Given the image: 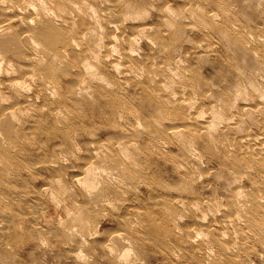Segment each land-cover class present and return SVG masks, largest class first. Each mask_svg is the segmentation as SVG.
<instances>
[{"label":"rangeland","instance_id":"1","mask_svg":"<svg viewBox=\"0 0 264 264\" xmlns=\"http://www.w3.org/2000/svg\"><path fill=\"white\" fill-rule=\"evenodd\" d=\"M56 1L0 0L39 42L0 74V264H264V0Z\"/></svg>","mask_w":264,"mask_h":264},{"label":"bare ground","instance_id":"2","mask_svg":"<svg viewBox=\"0 0 264 264\" xmlns=\"http://www.w3.org/2000/svg\"><path fill=\"white\" fill-rule=\"evenodd\" d=\"M6 1V0H5ZM39 1V0H38ZM49 1V0H48ZM52 1V0H51ZM56 1V0H55ZM63 1V0H62ZM202 1V0H201ZM2 2V1H1ZM1 2H0V4H1ZM25 2V1H24ZM27 2H28V0H27ZM43 2V1H42ZM46 2V1H45ZM57 2V1H56ZM65 2H67L68 3V0L67 1H65ZM65 2H64V4H63V6L65 5ZM70 2V1H69ZM85 2V1H84ZM26 3V2H25ZM33 3V2H32ZM40 3V2H39ZM53 3H55V2H53ZM36 4V3H35ZM52 4V3H51ZM76 4V3H75ZM162 4V3H161ZM24 5V4H23ZM28 5V4H27ZM43 5V4H42ZM49 5V4H48ZM56 5V4H55ZM70 5H72V2H70ZM91 5V4H90ZM163 5H165V4H163ZM46 6V5H45ZM67 7H68V4L66 5ZM28 7V6H27ZM29 7H30V5H29ZM70 7H72V6H70ZM152 7H154V6H152ZM182 7V6H181ZM32 8V7H31ZM40 8H42L41 6H40ZM39 7H38V9H40ZM45 8V7H44ZM47 8V7H46ZM57 8H59L60 9V6H58ZM61 8H62V6H61ZM64 8V7H63ZM69 8V7H68ZM94 8V7H93ZM186 8V7H185ZM169 9V8H168ZM189 9H191V8H189ZM198 9H200V8H198ZM35 10H36V8H35ZM41 10V9H40ZM50 10V9H49ZM92 10V9H91ZM108 10V9H107ZM170 10V9H169ZM43 11V10H42ZM51 12V11H50ZM61 12V11H60ZM169 12H172V11H169ZM177 12V11H176ZM37 13H38V11H37ZM94 13V12H93ZM209 13V12H208ZM52 14V13H51ZM65 14V13H64ZM50 15V14H49ZM89 15V14H88ZM144 15V14H143ZM214 16V14H211V15H209L210 17H213ZM34 16V15H33ZM32 16V17H33ZM36 16V15H35ZM54 16V15H53ZM145 16V15H144ZM174 16V15H173ZM148 17V16H147ZM193 17V16H192ZM216 17H217V15H216ZM215 17V18H216ZM10 18V17H9ZM21 18V17H20ZM35 18V17H34ZM40 18V17H39ZM55 18H57V17H55ZM129 18V17H128ZM143 18V17H142ZM217 18H219V17H217ZM11 19V18H10ZM28 19H30V18H28ZM38 19V18H37ZM61 19V18H60ZM98 19V18H97ZM96 19V20H97ZM145 19V18H144ZM6 20H8V19H6ZM6 20H4V18H1V16H0V74H4V76H10V75H12V73H13V75H15L16 74V70H13V69H11V68H9V67H11L12 66V64L11 63H14L15 61H18V63H19V58L20 59H22V60H25L27 57H33L34 55H33V53L35 52V49L37 48V46L38 45H36V44H39V42L38 43H36L29 35H27L26 34V36H22V37H19V34L17 33V32H13V29L8 25V23H7V21ZM31 20V19H30ZM135 20H137V18L135 19ZM216 20V19H215ZM219 20V19H218ZM10 22V21H9ZM12 22V21H11ZM31 22H33V20L31 21ZM35 22V21H34ZM31 24H34V23H31ZM103 25V24H102ZM111 25V24H110ZM116 26V25H115ZM147 26V25H146ZM149 26V25H148ZM233 26H235V25H233ZM192 27V26H191ZM196 27V26H195ZM101 28V27H100ZM198 29V28H197ZM36 30V29H35ZM45 30H47L48 31V29H45ZM88 31V30H87ZM145 31V30H144ZM153 32V31H152ZM152 32H150V33H152ZM26 33H28V32H26ZM143 34V33H142ZM131 35V34H130ZM129 36V35H128ZM132 36V35H131ZM86 37V36H85ZM84 37V38H85ZM90 37V36H89ZM88 37V38H89ZM116 37V36H115ZM138 37V36H137ZM111 38V37H110ZM113 38V37H112ZM122 39V38H121ZM252 39V38H251ZM129 40V39H128ZM132 40V39H131ZM130 40V41H131ZM136 40V39H135ZM260 40V39H259ZM118 41V40H117ZM124 41V40H123ZM137 41V40H136ZM186 41V40H185ZM212 41V40H211ZM73 42H75L74 40H73ZM128 42V41H127ZM141 42V41H140ZM187 42V41H186ZM76 43V42H75ZM123 43V42H122ZM114 44V43H113ZM125 44V43H124ZM129 44V43H128ZM135 44H137V42L135 43ZM110 45V44H109ZM112 45V44H111ZM130 45V44H129ZM115 46V45H114ZM62 48V47H61ZM79 48V47H78ZM109 48V47H108ZM38 49V48H37ZM131 49V48H130ZM40 51H41V48H40ZM112 51H113V49H112ZM117 51V50H116ZM32 53V55H31V53ZM43 52V51H42ZM47 52V51H46ZM123 52H125V50L123 51ZM131 52H133V51H131ZM135 52V51H134ZM44 53V52H43ZM118 53V52H117ZM127 53H128V51H127ZM29 54H30V56H29ZM35 54H37V53H35ZM94 54V53H93ZM116 54V53H115ZM49 56H50V54H49ZM97 56V55H96ZM149 56V55H148ZM200 56V55H199ZM35 58H36V55L34 56ZM34 58V59H35ZM104 58V57H103ZM37 59V58H36ZM35 59V60H36ZM81 59V58H80ZM149 60H150V58H148ZM93 60H95V59H93ZM67 61H68V59H67ZM66 61V62H67ZM89 61V60H88ZM96 61V60H95ZM177 61V60H176ZM87 62V61H86ZM4 63L5 64H7V66H5L4 68H6L5 70H3L2 69V67H3V65H4ZM89 62H87V64H88ZM114 63V62H113ZM10 64H11V66H10ZM115 65V64H114ZM118 65V64H117ZM159 65V64H158ZM18 67H19V65H17ZM150 66H151V64H150ZM12 67H14V66H12ZM88 67V66H87ZM90 67V66H89ZM128 67H130L129 65H128ZM152 67V66H151ZM85 68V70H86V67H84ZM92 68V67H91ZM90 68V70H92L93 71V69H91ZM95 68V67H94ZM115 68H117L116 67V65H115ZM153 68V67H152ZM89 69V68H88ZM119 69V68H118ZM130 69V68H129ZM2 70V71H1ZM32 70V69H31ZM89 70V71H90ZM117 70V69H116ZM171 70L172 69H170V72H171ZM95 71V70H94ZM118 72V71H117ZM171 73H173V72H171ZM91 74V73H90ZM95 74V73H94ZM31 75V74H30ZM32 77H33V75H31ZM97 76V75H96ZM100 76V75H99ZM175 76V75H174ZM27 77V76H26ZM92 77H93V75H92ZM170 77V76H169ZM179 77V76H178ZM34 78V77H33ZM165 78V77H164ZM173 78V77H172ZM186 78V77H185ZM38 79V78H37ZM170 79V78H169ZM177 79V78H176ZM15 80V81H14ZM180 80H182V79H180ZM36 81V80H35ZM51 81V80H50ZM101 81H103V80H100V82ZM168 81V80H167ZM173 81V80H172ZM19 79H11V80H6V81H2L1 82V86H3L6 90H8V91H12V92H15V89L16 88H18L19 89ZM37 82V81H36ZM35 82V83H36ZM195 82V81H194ZM25 83V82H24ZM29 83V82H28ZM85 83V82H84ZM165 83V82H164ZM167 83V82H166ZM176 83V82H175ZM174 83V84H175ZM21 84V83H20ZM27 84V83H26ZM85 85V84H84ZM163 85V84H162ZM22 87H23V85H21ZM20 86V87H21ZM26 86H29V84L28 85H26ZM25 86V87H26ZM50 86V85H49ZM83 86V85H82ZM113 86V85H112ZM30 87V86H29ZM47 87H48V85H47ZM53 89H54V87H52ZM90 88V87H89ZM161 88V87H160ZM164 88V87H163ZM22 89V88H21ZM26 89H27V87H26ZM52 89V90H53ZM87 89V88H86ZM168 90V89H167ZM29 91V90H28ZM175 91V90H174ZM51 93V92H50ZM55 93H56V89H55ZM206 93V92H205ZM209 93V92H208ZM163 94H165V93H163ZM54 96V95H53ZM206 96V95H205ZM55 97H56V95H55ZM59 97V96H58ZM0 98H3V95L1 94V92H0ZM54 98V97H53ZM60 98V97H59ZM203 98V97H202ZM4 99V98H3ZM2 99V100H3ZM168 99V98H167ZM193 99V98H192ZM260 99V98H259ZM181 101V100H180ZM186 101V100H185ZM193 101V100H192ZM4 102H5V100H4ZM186 103H187V101H186ZM212 105V104H211ZM263 106V105H262ZM17 107V106H16ZM214 107V106H213ZM249 107V106H248ZM14 108V107H13ZM243 108V107H242ZM246 108V107H245ZM181 109V108H180ZM254 109V108H253ZM256 109V108H255ZM5 111L3 112V113H1L0 114V133H3V135L5 136V137H7L8 139H12L13 138V135H14V126H16V125H14L13 123H15V122H13V118L14 117H16V115H15V113L12 111V109L11 108H6V109H4ZM56 109H54V111H55ZM200 110V109H199ZM248 110V109H247ZM246 110V111H247ZM264 110V109H263ZM27 111V110H26ZM69 111V110H68ZM181 111V110H180ZM206 111H208V110H206ZM244 111V110H243ZM62 112V111H61ZM170 112V111H169ZM168 112V113H169ZM251 112V111H250ZM23 113V112H22ZM69 113V112H68ZM198 113V112H197ZM202 113V112H201ZM207 113V112H206ZM211 113V112H210ZM214 113H216V112H214ZM223 113V112H222ZM243 113V112H242ZM187 114V113H186ZM252 114V113H251ZM263 114V113H262ZM57 115H59V114H57ZM217 115H219V114H217ZM249 115V114H248ZM261 115V114H260ZM264 115V114H263ZM195 116V115H194ZM199 116V115H198ZM213 116V115H212ZM215 116H216V114H215ZM222 116V115H221ZM252 116V115H251ZM255 116V115H254ZM186 117V116H185ZM214 117V116H213ZM218 117V116H217ZM247 117H249V116H247ZM219 118H222V117H219ZM218 118V119H219ZM234 118V117H233ZM241 118V117H240ZM13 119V120H12ZM15 119H17V117L15 118ZM232 119V118H231ZM250 119V118H249ZM252 119V118H251ZM254 119V118H253ZM123 120V119H122ZM210 120H212V119H210ZM209 120V121H210ZM230 120V119H229ZM228 120V121H229ZM247 120H248V118H247ZM15 121V120H14ZM17 121V120H16ZM218 121H220V120H218ZM227 121V122H228ZM250 122H251V120H249ZM252 121H254V120H252ZM224 122V121H223ZM232 122V121H231ZM245 122V121H244ZM17 123H19V120H18V122ZM241 123H242V121H241ZM60 124V123H59ZM238 124V123H237ZM252 125H253V123H251ZM254 124H257V123H255L254 122ZM139 126V125H138ZM204 126V125H203ZM237 126V125H236ZM239 126V125H238ZM256 126V125H255ZM191 127V126H190ZM189 127V129H191ZM212 127V126H211ZM221 127V126H220ZM250 127H252V126H250ZM140 128H142V126L140 127ZM179 128V127H178ZM188 128V127H187ZM198 128H200V127H198ZM232 128V127H231ZM234 128V127H233ZM241 128V127H240ZM174 129H176V128H174ZM185 129H186V127H185ZM204 129V128H203ZM211 129V128H210ZM225 129V128H224ZM241 129H243V128H241ZM240 129V130H241ZM250 129V128H249ZM16 130V129H15ZM192 130V129H191ZM197 130V129H196ZM195 130V131H196ZM214 130V129H213ZM238 130V128L236 129V131ZM202 131V130H201ZM204 131V130H203ZM215 131V130H214ZM224 131V130H223ZM226 131V130H225ZM251 131V130H250ZM176 132H178V131H176ZM175 132V133H176ZM179 132H180V130H179ZM227 132V131H226ZM231 132H233V131H231ZM230 132V133H231ZM249 132V131H248ZM173 133H174V131H173ZM172 133V134H173ZM217 133V132H216ZM227 133H229V132H227ZM241 133V132H240ZM239 133V134H240ZM242 133H243V131H242ZM179 134H181V133H179ZM238 134V135H239ZM244 134H245V132H244ZM252 134V133H251ZM1 135V134H0ZM185 135V134H184ZM184 135H183V137H184ZM236 135V134H235ZM234 135V136H235ZM241 135V134H240ZM2 136V135H1ZM211 136V135H210ZM255 136V135H254ZM4 138V137H3ZM249 138H250V136H249ZM248 138V139H249ZM262 138V137H261ZM236 139V138H235ZM244 139V138H243ZM255 139V138H254ZM187 140V139H186ZM240 140H242V138L240 139ZM258 140V139H257ZM4 142H5V140H3ZM235 141V140H234ZM248 141V140H247ZM111 142H113V141H111ZM118 142V141H117ZM136 142V141H135ZM165 143V142H164ZM226 143V142H225ZM249 143V142H248ZM133 144V143H132ZM120 144L118 143V146H119ZM227 145V144H226ZM263 145V144H262ZM115 146H117V145H115ZM130 146V145H129ZM246 146V145H245ZM236 147V146H235ZM252 147V146H251ZM254 147V146H253ZM119 148V147H118ZM237 148V147H236ZM245 148V147H244ZM249 148V147H248ZM262 148V147H261ZM231 149V148H230ZM118 150V149H117ZM124 150V149H123ZM101 151V150H100ZM107 151H108V149H107ZM122 151V150H121ZM261 152H262V150H261ZM95 153V152H94ZM110 153V152H109ZM175 153V152H174ZM264 153V152H263ZM96 154V153H95ZM99 155V154H98ZM102 155H103V153H102ZM106 155V154H105ZM113 155V154H112ZM124 156V155H123ZM260 156V155H259ZM99 157H100V155H99ZM128 157V156H127ZM105 158V157H104ZM156 158V157H155ZM102 159V158H101ZM98 160H99V158H98ZM103 160V159H102ZM102 160H100V161H102ZM106 160V159H105ZM109 160V159H108ZM114 160V159H113ZM112 160V161H113ZM132 160V159H131ZM48 160H46V162H47ZM111 161V160H110ZM118 161V160H117ZM159 161V160H158ZM103 162V161H102ZM116 162V161H115ZM160 162V161H159ZM255 162V161H254ZM95 163H96V161H95ZM101 163V162H100ZM107 164V163H106ZM133 164H134V162H133ZM96 165V164H95ZM103 165H105V164H103ZM122 165V164H121ZM131 165H132V163H131ZM100 166V165H99ZM107 166V165H106ZM85 167V166H84ZM92 167V166H91ZM95 168H96V166H94ZM103 167V166H102ZM123 167V166H122ZM132 167V166H131ZM252 167V166H251ZM115 168V167H114ZM120 168V167H119ZM132 168H134V167H132ZM136 168V167H135ZM263 168H264V166H263ZM91 170H92V168H90ZM106 169V168H105ZM109 169H112V168H109ZM116 169V168H115ZM118 169V168H117ZM89 170V169H88ZM99 170V169H98ZM114 170V169H113ZM134 170H136V169H134ZM95 171H97L96 169H95ZM106 171V170H105ZM116 171H118V170H116ZM87 172H89V171H87ZM92 172H94V171H92ZM91 172V173H92ZM100 172V171H99ZM109 172H112L111 170H109L108 171V173ZM98 173V171L96 172V174ZM101 173H102V171H101ZM87 174H89L88 175V177L90 176V173H87ZM107 174V172H105V174H104V171H103V174H101L100 175V173H98V175H100L101 176V178H102V176L104 177V175H106ZM110 174V173H109ZM91 175H93V177L95 176V174H91ZM98 175H96L95 176V178L96 177H99ZM135 175V174H134ZM244 176V175H243ZM76 177V176H75ZM87 177V176H86ZM85 177V179H87ZM92 177V178H93ZM105 177H108L107 179H109V176L107 175V176H105ZM90 178H91V176H90ZM90 178H89V181L87 180L86 181V183H89L91 180H90ZM94 178V179H95ZM100 178V179H101ZM114 178V177H113ZM119 178V177H118ZM84 179V178H83ZM82 179V180H83ZM84 179V180H85ZM94 179H92L93 181H94ZM99 179V180H100ZM107 179H105L104 178V180H107ZM97 180V179H96ZM95 180V181H96ZM102 180V179H101ZM152 181V180H151ZM83 182V181H82ZM100 182V181H99ZM107 182V181H106ZM90 183H92V181L90 182ZM105 183V182H104ZM103 183V184H104ZM110 183V182H109ZM123 183H125V182H123ZM106 184V183H105ZM121 184V183H120ZM92 185H94V183H92ZM86 186V185H85ZM91 185H89V187H90ZM95 186V185H94ZM102 186H104V185H102ZM150 186V185H149ZM87 187V186H86ZM88 187V188H89ZM85 188V187H84ZM86 189V188H85ZM100 189V188H99ZM98 189V190H99ZM101 189H103V188H101ZM101 189H100V191L99 192H101ZM93 190V189H92ZM88 191V190H87ZM86 192V191H85ZM104 192V191H103ZM97 193V192H96ZM101 194H103V193H101ZM239 194V193H238ZM237 194V195H238ZM242 195H243V193H241ZM91 195V194H90ZM202 197V196H201ZM95 198H97V197H95ZM238 198H240V197H238ZM259 198V197H258ZM257 198V199H258ZM95 200V199H94ZM99 201V200H98ZM97 201V202H98ZM96 202V201H95ZM94 202V203H95ZM96 202V203H97ZM203 203H204V201H203ZM206 203V202H205ZM212 203V202H211ZM110 204V203H109ZM194 205V204H193ZM197 205V204H196ZM241 205V204H240ZM243 205V204H242ZM191 206V205H190ZM242 207V206H241ZM194 209V208H193ZM197 210V209H196ZM139 212V211H138ZM151 215V214H150ZM238 216V215H237ZM82 217V216H81ZM234 218V217H233ZM236 218V217H235ZM238 218V217H237ZM84 220V219H83ZM240 221V220H239ZM88 223V222H87ZM124 233V232H123ZM122 233V234H123ZM200 233V232H199ZM201 234V233H200ZM232 234V233H231ZM114 235V234H113ZM143 235V234H142ZM228 235V234H227ZM140 236V235H139ZM197 236H198V233H197ZM235 236V235H234ZM237 236V235H236ZM236 236H235V238H236ZM90 237V236H89ZM199 237V236H198ZM115 238H116V236H115ZM121 239V238H120ZM126 239H127V237H126ZM85 240V239H84ZM125 240V239H124ZM77 241V240H76ZM114 241H115V239H114ZM118 241V240H117ZM130 241V240H129ZM235 241V240H234ZM82 242V241H81ZM78 243V242H77ZM82 244V243H81ZM132 245V244H131ZM235 245V244H234ZM232 246V245H231ZM113 249V248H112ZM111 249V250H112ZM115 249V248H114ZM121 249V248H120ZM124 249H126L127 250V248H124ZM124 249H122V250H124ZM130 249V248H129ZM128 249V250H129ZM74 250V249H73ZM110 250V251H111ZM127 250V251H128ZM209 250V249H208ZM207 250V251H208ZM133 251V250H132ZM117 252V251H116ZM209 252V251H208ZM127 253V252H126ZM131 253V251L129 252V254ZM112 254H113V252H112ZM75 255V254H74ZM122 255V254H121ZM124 256L126 255V254H123ZM128 255V254H127ZM126 255V256H127ZM131 255V254H130ZM129 255V256H130ZM177 255V254H176ZM133 256V255H132ZM120 257V256H119ZM136 257V256H135ZM122 258V257H121ZM120 259V258H119ZM124 260L125 259H127V257H125V258H123ZM138 260V259H137ZM129 261V260H128ZM127 262V261H126ZM125 262V263H126ZM124 264V263H123Z\"/></svg>","mask_w":264,"mask_h":264}]
</instances>
